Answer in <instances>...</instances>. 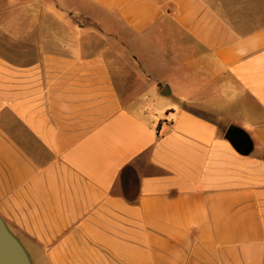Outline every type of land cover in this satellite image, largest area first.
Segmentation results:
<instances>
[{
  "label": "crops",
  "instance_id": "0c3cea01",
  "mask_svg": "<svg viewBox=\"0 0 264 264\" xmlns=\"http://www.w3.org/2000/svg\"><path fill=\"white\" fill-rule=\"evenodd\" d=\"M0 216L33 264H264V0H0Z\"/></svg>",
  "mask_w": 264,
  "mask_h": 264
},
{
  "label": "water",
  "instance_id": "95a60500",
  "mask_svg": "<svg viewBox=\"0 0 264 264\" xmlns=\"http://www.w3.org/2000/svg\"><path fill=\"white\" fill-rule=\"evenodd\" d=\"M227 138L242 153H249L252 144L245 133L238 128H230ZM0 264H33L20 240L8 228L0 216Z\"/></svg>",
  "mask_w": 264,
  "mask_h": 264
},
{
  "label": "trees",
  "instance_id": "16d2710c",
  "mask_svg": "<svg viewBox=\"0 0 264 264\" xmlns=\"http://www.w3.org/2000/svg\"><path fill=\"white\" fill-rule=\"evenodd\" d=\"M130 172H132V170L127 167L123 172H122V178L124 180V182L130 178Z\"/></svg>",
  "mask_w": 264,
  "mask_h": 264
},
{
  "label": "rangeland",
  "instance_id": "374dc122",
  "mask_svg": "<svg viewBox=\"0 0 264 264\" xmlns=\"http://www.w3.org/2000/svg\"><path fill=\"white\" fill-rule=\"evenodd\" d=\"M131 173L134 174V171H132Z\"/></svg>",
  "mask_w": 264,
  "mask_h": 264
}]
</instances>
